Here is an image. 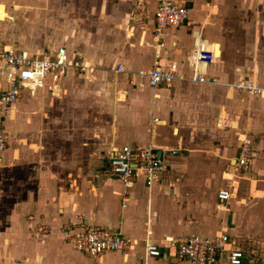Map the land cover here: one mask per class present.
Instances as JSON below:
<instances>
[{"label": "crops", "instance_id": "1", "mask_svg": "<svg viewBox=\"0 0 264 264\" xmlns=\"http://www.w3.org/2000/svg\"><path fill=\"white\" fill-rule=\"evenodd\" d=\"M176 1L188 21L166 30L160 46L152 34L160 0H0V48L33 55L65 47L96 67L66 73L55 90L20 89L3 117L10 134L0 153V264H142L147 234L161 246L166 237L227 234L243 250L242 264H264V97L234 89L241 79L264 87V0ZM33 8L46 9V33L43 22L28 27L46 34L39 42L20 30ZM197 39L218 47L217 61L203 67L216 85L191 80ZM156 66L175 67L183 79L153 88L143 73ZM6 71L0 64V94L9 88ZM79 80L99 84L90 91L102 114L97 145L83 137L94 123ZM243 136L255 159L237 172ZM147 143L165 158L159 183L138 179L128 188L107 173L102 152ZM222 189L228 201L218 200ZM95 226L129 239L128 256L106 252L94 261L78 252L71 235ZM162 251L147 264H191Z\"/></svg>", "mask_w": 264, "mask_h": 264}, {"label": "built area", "instance_id": "2", "mask_svg": "<svg viewBox=\"0 0 264 264\" xmlns=\"http://www.w3.org/2000/svg\"><path fill=\"white\" fill-rule=\"evenodd\" d=\"M188 18L189 9L186 6L176 0H160L154 15L155 25L152 33L156 44L162 46L166 30L182 27ZM216 51V45L208 46L202 39L195 41L187 60L193 82L212 85L219 83L217 77L209 76L203 71V67L212 65L219 58ZM0 64L7 67L6 77L9 84L8 90L0 94V153L6 150L9 139L4 130L3 117L18 99L20 89L48 86L55 90L58 89L61 77L70 71L88 74L96 70L95 66L81 56L69 54L65 47L55 51L47 49L33 55L26 51H17L12 46L2 47ZM118 71H122L121 66ZM143 74L153 88L172 85L176 80L183 79L175 67L156 66ZM234 89L237 93L264 97V87L249 79L239 80ZM239 140V156L233 165L237 172L247 171L255 159L252 140L248 136ZM102 161L106 164L107 173L128 188L138 179H142L146 187H153L160 182L166 168L165 158L151 143L112 147ZM230 197V191L224 189L217 194L220 201H228ZM70 238L78 252L94 261L106 252L128 256L131 249V241L117 229L89 227L74 232ZM142 247V264H147L150 258L162 257L163 248L172 249L177 259L186 260L191 264H242L244 259L243 250L232 247L227 234L211 238L195 234L166 237L163 246L147 234Z\"/></svg>", "mask_w": 264, "mask_h": 264}, {"label": "rangeland", "instance_id": "3", "mask_svg": "<svg viewBox=\"0 0 264 264\" xmlns=\"http://www.w3.org/2000/svg\"><path fill=\"white\" fill-rule=\"evenodd\" d=\"M44 5H45V3H43L42 6H44ZM33 9H35V10H32L33 11L32 13L34 15V18H32L29 23L26 22L25 20H21L20 19V21H19V23L21 25V27H20L21 29L20 30H23L22 31V34L29 41L30 40L31 41L32 40H35V41H38L39 42V40L42 39L44 37V35H46V34H43V31H44V33H46V31H47V28H45V24H44V21H47V17L45 15L46 14V9H44L43 11H40L41 8H33ZM5 13L7 14L6 11H5ZM31 22H33V23H31ZM41 22H43V24H44V26L41 27V29H43L42 33L39 30L36 31V32H33V31H31V30L28 29V27L31 26V24H34V23L38 24V23H41ZM15 31H18V30L16 29ZM32 45H34L35 47L37 46L36 44H32ZM44 49H46V48H44ZM85 83L86 82L79 80V81H77L74 84L75 86H77L81 90H84L86 96H88V98H85L84 96L81 97V95H80L79 98H81L80 99L81 101L84 100V98L87 99V107L86 106L85 107H86L87 112L89 113L90 117L92 118L91 127H92V124L94 123V129L92 127L91 132H87L88 133L87 136H83V137L87 141H91V142H94V144H96V143L98 144L99 138H100V134H104V132H103V130H99V129L102 128V125L101 124H99L100 127H99V129H97V127H96L97 125H96V120L95 119L96 118H99L100 115H102V114H99L98 115V114H95V112L93 111V107H94L95 104H94V101L92 99V96H91L92 94L90 93V91H95L96 86L99 85V84H97L95 82L94 83H86V84ZM103 84H105V83H103ZM112 88H113V86H112ZM23 92H24V90H23ZM76 105L78 106L77 103H76ZM4 129H5V127H4ZM7 132H8L7 135L10 134L9 131H7ZM75 138H78V135H75ZM86 148H91L92 149L93 147H92L91 144H89V146L86 147ZM108 151L102 152V155L100 156V159H103ZM0 164H1L0 165V168L1 169L0 170L2 172V160H1V156H0Z\"/></svg>", "mask_w": 264, "mask_h": 264}, {"label": "bare ground", "instance_id": "4", "mask_svg": "<svg viewBox=\"0 0 264 264\" xmlns=\"http://www.w3.org/2000/svg\"><path fill=\"white\" fill-rule=\"evenodd\" d=\"M216 49H217V51H216V55H219V50H218V47H217Z\"/></svg>", "mask_w": 264, "mask_h": 264}]
</instances>
